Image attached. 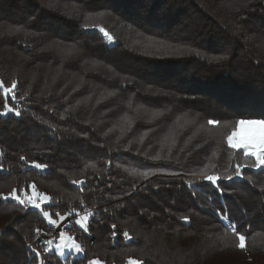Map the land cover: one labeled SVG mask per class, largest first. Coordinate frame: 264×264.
<instances>
[{
    "label": "trees",
    "instance_id": "obj_1",
    "mask_svg": "<svg viewBox=\"0 0 264 264\" xmlns=\"http://www.w3.org/2000/svg\"><path fill=\"white\" fill-rule=\"evenodd\" d=\"M44 3L45 0H0V26L25 27L40 34L20 33L5 39L4 44L24 58L25 67L41 64L44 58L41 43L48 38L77 46L88 41L98 47L100 54L125 56L129 65L138 64L145 73L164 67L166 74L162 78L148 80L170 79L177 72L183 77L165 84L143 82L120 72L114 65L115 74L109 77L113 86L110 90L118 95L133 94L141 105H153L152 109H159L164 116L167 112H181L204 126L208 125V119H218L222 121L220 125L208 127L220 136L211 140L191 137L179 154L153 156V146L144 142L143 149L141 144L145 140L139 142L137 137L154 127L155 122L139 121L132 136L127 132L120 135L116 144H111L107 139L112 136L104 134L108 126H94L87 121V114L79 116L77 107L71 104L73 96L41 93L23 84L29 91L26 114L0 116V149L5 153L0 160L10 169V174H0V181L7 184L0 192L35 182L40 191L58 202L59 207L53 204L51 211L67 210L69 206L95 213L89 220L91 236L82 241L86 252L72 259L71 264H82L89 256H98L112 264H127L129 259L142 260L144 264H183L185 258L182 262L176 252L153 249L148 241L151 235L142 232L143 237L136 238L139 229L163 235L192 230L198 240L209 239L214 233L235 237L225 229L217 210L227 211L246 236V247L238 251L242 261L264 264V192L261 191L264 175H254L259 170H243L253 176L255 187L247 181H221L223 193L203 182L193 194L181 177L162 174V171H198L209 164L205 154H198L202 144L210 151L216 149L222 156L225 162L217 164L223 171L228 155L235 152L219 144L231 130L227 125L240 119H264V0H60L59 7L80 5L78 18H69V13L61 12L58 7L45 9ZM83 10L110 13L106 16L113 17L123 31H136L159 42L173 41V37L179 45L196 49L205 56L225 55L227 59L210 63L194 53L164 59L125 48L118 39L114 46H108L98 31L81 27L85 22ZM128 24L133 26L131 30ZM136 79L142 84H136ZM3 102L0 94V111ZM103 106L99 110L105 113ZM65 109L69 111L65 113ZM61 113H65L64 119H60ZM240 152L236 151L237 156ZM21 155L49 167L43 172L22 168ZM149 170L148 179L138 175ZM73 180L86 183L78 186ZM51 186L56 191L49 189ZM185 215L191 218L190 223L180 219ZM42 224L37 211L23 212L14 202L0 201V264H36L27 246L33 245L32 229ZM112 224L117 226L115 238L111 236ZM125 230L132 240L123 238ZM51 260V264L62 263L56 256Z\"/></svg>",
    "mask_w": 264,
    "mask_h": 264
},
{
    "label": "rangeland",
    "instance_id": "obj_2",
    "mask_svg": "<svg viewBox=\"0 0 264 264\" xmlns=\"http://www.w3.org/2000/svg\"><path fill=\"white\" fill-rule=\"evenodd\" d=\"M2 5L4 6V3H2ZM72 8L73 5L63 7L58 6V9L61 12L69 14L71 13ZM82 12L85 16V13H87L88 11L83 10ZM108 18H110L111 20H108ZM112 18L113 17L104 16L97 21L96 17L93 16L92 21L99 22L103 26H105L114 36H116V38L120 42H122L125 48H133L142 53H151V55H154L155 57L158 56L164 59H167L168 57L176 54L171 52L167 48H160L161 42H165L166 44L171 45H179L177 40L173 37H171L173 41L163 40L159 42L152 38L151 42H149L146 37H144V35H137L136 31L121 30L115 24ZM9 28L12 27H4V34L0 35V79H3L6 83L9 84L13 79L19 81L17 88V99H19V97L24 95L25 93H29L27 89L23 88V84L24 86L28 88L31 87L33 88V90L36 89L41 93H52L54 95H57L58 93L59 95L62 94V96L65 98H70L71 96H73V98H71V104L77 107L79 116L87 114V121L93 122L94 126H97L99 124L108 126L107 131L104 132V134L105 136H112V138L110 137V139H107V141L109 140L108 142L111 144H116L120 135L127 132H130L132 136L137 122L146 121L149 124H153L152 122H155L156 125L154 127L152 126L149 131L144 132L139 137H137V140L139 142L145 140L141 145L147 143L150 144V146H153V153L151 154L153 156L162 155L165 157H169L171 155L179 154L180 150L188 145L189 139L191 137L211 140L213 138H216L218 135L220 136V133L212 132L213 130H211L208 125L204 126L201 129V124H197V122L194 125L185 126L183 128L179 127L176 124L177 117H181L185 113L181 114V112H176L173 114H168L169 112H167L166 116L161 115L153 119L152 113L158 111L159 109L153 110L152 108H155L153 105H141V102L138 101L137 97L133 94H115L113 96L107 95L108 92L112 91L110 89L113 88L111 84L112 81L109 80V77L115 74L112 69V66L114 65L118 70L121 69L120 72H126L143 82L149 81L151 83L157 82L164 84L165 82H176L179 77H183V74H179L177 72L173 74L174 76L171 75L170 77L172 78L169 77L170 79L164 78L162 80H148L158 77L162 78L163 75L166 74V69H164V67H161L159 69L152 68L148 73H145L143 70L144 67L138 66V64L133 65V67L129 65V61H127L128 59L125 56H121L120 54H114L112 56L100 54L97 49L98 47L92 45L88 41H85L87 46L84 43H79L77 46L78 51L74 52L71 56L65 59L63 53H61L59 49H46V45L48 43L56 40L54 38H48L42 41L41 48L46 50L41 51V53H44V58L42 59L43 61L41 62V64L25 67L24 58L20 57L15 51H12L4 44L6 42L5 39L8 36H12L7 34ZM96 31L98 30H95L94 32ZM98 34L102 37L101 33L98 32ZM137 40L141 41V43L135 44L134 42ZM103 41L105 42V44H107L104 39ZM64 44L70 45L66 43ZM125 69L130 72H127ZM57 73H59V75H57ZM151 74H153V76H150ZM53 76L56 77L55 82H53ZM138 80L136 84H142ZM73 89H75V91H73ZM102 96L105 98L101 99ZM88 97H91V99H86ZM97 100H100V103H96ZM79 101L85 102L78 104ZM129 101H131L132 104L131 108L128 107ZM9 102L10 104L14 105V102ZM28 103L29 102L26 97L23 101L20 102L19 106L21 108V116L26 114V106L28 105ZM101 105H104L103 107L106 108L107 112L103 113L99 110ZM139 106L142 107L141 110L137 112L136 109ZM75 110L76 108H73V111ZM8 115L11 116L14 114L10 113ZM125 116H127L129 120H125ZM188 118L190 117L188 116ZM129 121H131V131L127 130L129 127ZM180 124H183V120L180 121ZM231 127L232 125H227V128L231 129ZM121 128L125 129L123 133L121 132ZM109 129H113V131L109 132ZM226 133L228 134V131ZM251 134H254L256 136H264V128H260L259 126L253 127L251 129ZM142 137L143 139H141ZM173 139H175L176 141L174 145L172 144ZM219 144L221 145V148L226 150L227 144L225 139L219 141ZM142 148L145 149L146 147H144L143 145ZM198 148V154H205V159L209 161L208 163L221 164L222 162H225L222 160V156L217 154L216 149L210 151L206 148L205 144H202ZM234 151L236 152L237 150ZM214 152L216 153L215 156H213ZM157 176L161 177L162 175ZM4 185L7 184H4L2 181H0V190L4 187ZM185 187L186 189H189L186 184ZM55 188V186H51L49 189H51L52 191H56ZM10 190L11 189H9V191ZM60 210L63 211L65 209L62 208ZM222 223L224 225V222ZM68 230L75 233L79 237L81 242H84L85 238L89 239V237L91 236V234L84 233L74 225ZM139 230L141 232L136 234V238H142L143 233L151 235L152 237H150L151 239H149L148 241L153 249L158 248L163 249L165 252H176L177 255L180 256L179 258H181L182 262H184L185 258V262L183 264H249L247 262H243L241 256L239 255L238 251H240L241 248L237 246L238 241L236 236L230 238L223 233H218L216 235L214 233L209 239L198 240L192 230H188L182 234H177V231L175 233L171 232L168 235H163V233L159 232L150 233L149 231L145 232L141 229ZM147 235H144V238ZM147 242L145 243L147 244ZM85 245H87L86 242ZM83 254L84 253L70 254L66 251L65 256L60 257L58 255V259L62 262L61 264H68L69 261L75 258H80L81 256H83ZM204 254H206L205 257ZM32 255L34 256V253H32ZM51 257L52 256H46L42 259L46 262L51 263ZM90 257L92 256H89V259ZM35 261L36 264H39V261L37 259H35ZM106 262L107 264H112L108 263V261ZM259 262L261 261L251 264H258ZM81 263L87 264V260H84Z\"/></svg>",
    "mask_w": 264,
    "mask_h": 264
},
{
    "label": "snow or ice",
    "instance_id": "obj_3",
    "mask_svg": "<svg viewBox=\"0 0 264 264\" xmlns=\"http://www.w3.org/2000/svg\"><path fill=\"white\" fill-rule=\"evenodd\" d=\"M60 0H45V3L42 5L45 9H53L54 7L59 6ZM80 5H73L71 13L69 14V18H78L81 13ZM95 15L97 21L103 18L106 15H110L107 12H99V13H85V22L81 25L83 29L88 30H98L99 33L102 34L103 39L106 41L108 45H115L117 38L101 23L92 21V17ZM33 19H36L33 17ZM127 28L131 30L133 26L131 24L127 25ZM23 33L25 36H37L39 33H35L32 31H28L25 27H12L8 29L7 34H20ZM3 27L0 26V35H3ZM137 35H142L141 33H137ZM149 42H151V37L146 38ZM135 44H140L141 41L137 40L134 42ZM56 48L59 49L61 53H63L64 58L67 59L74 52L78 51L76 44L65 45L63 41L53 40L46 45V49ZM160 48H167L173 53L184 55L185 53H194L197 57L201 59H207L210 63H219L222 60L227 59L225 55H213V56H205L202 52L192 49L190 47L184 45H171L166 44L165 42L160 43ZM46 49H40V51H44ZM151 54V53H146ZM96 63V62H94ZM59 75V73H57ZM53 82H55L56 77L53 76ZM19 81L13 79L10 84L6 83L3 79H0V94L4 97L3 102V111H0V116H7L8 114H14L15 116L21 115L20 102L25 99L28 93L20 96L17 99V88ZM75 91V89H73ZM108 96L115 95L114 92H108ZM105 97H101L103 99ZM86 99H91L88 97ZM9 101L14 102L10 104ZM85 101H79V103H84ZM96 103H100V100H97ZM128 107L131 108L132 104L129 101ZM142 106H139L136 111L139 112ZM69 109H65V113H67ZM65 113H61L60 119H64ZM163 115L160 111H155L152 113L153 119ZM39 119V117H37ZM125 120H129L127 116L124 117ZM183 120V124H180V121ZM42 123H47V121H42ZM131 121H129L128 131H131L130 127ZM196 123L195 118H188V114H184L181 117H177L176 124L183 128L185 126L194 125ZM222 121L218 119H208V125H220ZM259 126L260 128H264V119H240L233 123L230 132L224 137L227 147L230 150H242L237 156L236 152H232L227 157V164L224 166L223 171L219 170L218 165L216 163L205 164L198 171H189L187 173L181 172H163L162 174L176 177L179 176L183 179L184 183L187 187L193 191L195 194L196 189L203 182H208L210 185L215 186L217 190L223 193L224 189L221 188V181H233L243 183L247 181L252 184L253 187L256 186V182L253 180L252 175H248L244 173V169L248 170H259L254 173V175L260 176L264 175V136H256L251 134V129L253 127ZM52 126L49 125V128ZM204 125H200L202 129ZM113 131V129H109V132ZM125 131L124 128H121V132ZM143 139V137L141 138ZM176 143L175 139H173L172 144ZM182 151V150H181ZM5 153L3 149H0V158L4 157ZM216 153H213L215 156ZM154 159H158L159 157H153ZM19 161L21 167L36 169L43 172L46 168L49 167L48 164L37 162V160H29L24 155L19 157ZM111 163V161H109ZM85 167H89V165H85ZM91 167H95V165H91ZM117 167H120L118 164ZM133 173H136V170H132ZM149 171H144L138 173L139 176L144 179L149 178ZM8 173L10 174V169L5 168L2 160H0V174ZM151 175H157V172H151ZM73 184L75 185H84L86 181L84 180H73ZM136 186H133V190H135ZM261 191L264 192V186L261 187ZM0 201H11L14 202L15 205H18L23 212H27L28 210H36L43 221L49 225V229H42L40 227H36L32 229V232L35 238L39 239L41 235H44L46 238L41 242L43 246V252H52L53 250L60 256L64 257L65 252L67 251L70 254H81L85 253L86 249L83 243L80 241L79 237L69 231L65 225L66 224H74L79 226L84 233L90 234L89 228V218L93 217L95 213L92 210L84 208L83 211L78 210L76 207H69L67 210H57L51 211V207L53 204L56 207H59L58 202L53 200V197L49 196L45 192L39 190L37 184L35 182L27 183L23 187L17 186L11 188V190L7 193L0 192ZM83 203V201H81ZM107 211V209H105ZM216 215L219 219L224 222V227L226 230L231 231L237 238L238 244L237 246L241 249L246 247V236L239 231V227L236 223L233 222L232 218L228 214L227 211L221 212L217 210ZM185 223H190V217L185 215L180 217ZM112 229H114L111 233V236L115 238L117 236V232L115 231L116 225H111ZM52 229L56 230V234L52 235L51 238H47L49 231ZM123 238L125 240H132L133 237L129 234L127 230L123 233ZM28 249L34 253L35 258L39 261V264H45L42 257V252L39 251L32 244H28ZM68 264H71L69 261ZM87 264H107L106 261L102 260L98 256H94L93 258L87 259ZM127 264H144L142 260H133L129 259Z\"/></svg>",
    "mask_w": 264,
    "mask_h": 264
},
{
    "label": "built area",
    "instance_id": "obj_4",
    "mask_svg": "<svg viewBox=\"0 0 264 264\" xmlns=\"http://www.w3.org/2000/svg\"><path fill=\"white\" fill-rule=\"evenodd\" d=\"M84 210V209H83ZM83 210H80V211H83ZM41 218V217H40ZM91 218V217H90ZM90 218H89V220H90ZM41 220H42V218H41ZM43 221V220H42ZM90 222V221H89ZM74 224H71V223H69V224H66L65 225V227L67 228V229H69L70 227H72ZM74 226H76V225H74ZM49 225H47V223L45 222V221H43V224L40 226V228H42V229H49ZM78 229H79V226H76ZM81 230V229H80ZM82 231V230H81ZM56 234V230L55 229H52L51 231H49V234H48V237L47 238H51V236L52 235H55ZM46 237L44 236V235H41L40 237H39V239H37V238H35V236H34V240H33V242H34V247H36L39 251H41L42 252V257L41 258H44V257H46V256H56L57 258H58V254L53 250L52 252H43V246H42V241L45 239ZM45 262V264H51V263H49V262H46V261H44Z\"/></svg>",
    "mask_w": 264,
    "mask_h": 264
}]
</instances>
